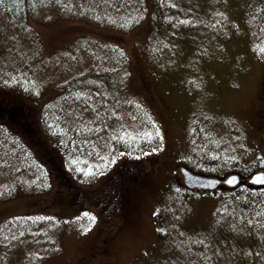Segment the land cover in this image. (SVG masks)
Returning a JSON list of instances; mask_svg holds the SVG:
<instances>
[{
  "label": "rangeland",
  "instance_id": "rangeland-1",
  "mask_svg": "<svg viewBox=\"0 0 264 264\" xmlns=\"http://www.w3.org/2000/svg\"><path fill=\"white\" fill-rule=\"evenodd\" d=\"M164 1L166 24L151 13L128 30L111 26L109 15L89 18L56 6L30 15L31 35L0 18V78L18 77L34 88V95L7 96L29 107L41 126L52 111L65 131L81 134L72 156L51 144L61 150L63 170L84 188L98 174L150 155L210 175L242 164H250L243 175L264 172V118H254L264 94L263 1ZM143 5L129 10V19L147 14ZM67 80L83 92L59 93ZM150 87L167 111L163 140L145 95ZM0 130V264H264V192L244 206L243 195L191 192L167 181L147 191L106 253L92 206L56 189L54 169L28 140L21 146Z\"/></svg>",
  "mask_w": 264,
  "mask_h": 264
},
{
  "label": "trees",
  "instance_id": "trees-1",
  "mask_svg": "<svg viewBox=\"0 0 264 264\" xmlns=\"http://www.w3.org/2000/svg\"><path fill=\"white\" fill-rule=\"evenodd\" d=\"M264 3V0H262ZM144 3L143 8H147V14L145 13L143 17H138L137 15L129 19L127 16V13H129V10L133 9L135 6H137L139 3ZM51 6H56L62 9L63 11L65 9H78V12L88 14L89 18H92L94 16V13H103L106 14L105 17L111 16L110 21L108 22L111 26H114V24L119 25V29L128 30L130 28H135L136 26H139L143 22L149 21V16L151 13L157 16V19L160 21L161 24H166L165 19V12L162 9V7H166V2L164 0H83L79 2V0H0V18H3V15H6L7 18L14 20L17 23H20L21 29L23 30V33L27 35H31V31L27 30L26 26V20L30 17V15H36L38 10L45 9ZM66 11V10H65ZM262 11H264L262 9ZM72 13V12H71ZM5 17V16H4ZM99 18V17H98ZM9 20V21H11ZM214 21L213 19H208L210 22ZM264 20V19H263ZM260 22V21H259ZM257 22V24L260 25V23ZM184 25L181 26V28ZM38 50V49H36ZM32 51L33 53L32 58L34 60H37L39 62L41 57V53L39 51ZM36 51V52H35ZM37 55V57L35 56ZM119 58L122 60L124 57L119 52ZM54 61L52 59H48L47 62ZM29 66V65H27ZM46 66V64H45ZM2 72V71H1ZM0 72V73H1ZM80 83H77L73 81V83L69 80H67L62 87H59V93H64V95L68 94V97L71 95H75L76 90L83 92L80 88ZM34 88L31 87L30 84H27L24 82V80H21V78L15 77L12 78L11 76L0 78V118L4 119L5 123L0 125L9 135H14L13 138L17 140V143H20V145H24L23 142H26L24 139L28 140L30 145L36 147L41 155L42 162L49 163L54 169L55 178H56V185L58 190L63 189L65 194L70 196V199L72 202L77 204H89L92 206H95L91 201L82 199L86 198V194H83L84 197H81L80 195H77L78 190L75 189V184L72 182L73 180L65 173L66 171L63 170V159L62 154L66 155H73L76 154L75 149L73 145L78 141L81 140V134L76 133L74 131L66 130L65 124L62 123L61 115L56 116L55 114L51 113L52 111H49L48 115L45 116V119L43 120L44 124L41 126L40 123H38L37 115L35 113H32L30 111L31 109L25 105H17L15 102H13L11 97L7 96L9 92L15 93L19 96L20 93H27L29 95H34ZM58 91V89H57ZM3 93V94H2ZM74 100L77 99V97H72ZM17 101H22V99H14ZM82 100V98H80ZM27 107L28 109L26 112H24L23 107ZM255 113V119L258 122H261L264 117V94H262L258 98L257 107L256 110H254ZM61 114V113H60ZM41 126V128H40ZM55 127L60 131V133L55 134ZM13 128H17L21 134L17 136L19 133H14ZM3 130H0V151L3 148ZM79 137V138H78ZM55 140L57 144L59 145V148H62L61 150H57L58 147L55 146L57 149H55L52 146L51 140ZM61 151V152H60ZM65 151V152H63ZM41 159V158H40ZM38 162V161H37ZM41 162V161H40ZM41 162V163H42ZM243 164L240 165V171H243ZM236 171V170H234ZM42 180V178H40ZM76 192V193H75ZM247 192V193H246ZM264 192L261 191L260 188L257 187H251L247 188L246 186H237L234 189H231L230 191L225 192L227 197H242L240 195H243L246 197L245 200H241L242 204L244 206L252 205L256 201L254 200L255 193ZM59 193V192H58ZM132 198L138 199L136 194H133L131 196ZM227 201V199H226ZM131 218V217H130ZM128 217L123 216H117L115 219L114 216L110 215L105 221L109 223L116 222L115 224H110L109 229L110 231L107 233H99L100 240L106 241L108 239V236H111V238L114 236V233L119 231V229L125 225L130 223L132 219ZM106 239V240H105Z\"/></svg>",
  "mask_w": 264,
  "mask_h": 264
},
{
  "label": "flooded vegetation",
  "instance_id": "flooded-vegetation-1",
  "mask_svg": "<svg viewBox=\"0 0 264 264\" xmlns=\"http://www.w3.org/2000/svg\"><path fill=\"white\" fill-rule=\"evenodd\" d=\"M151 104L156 115L161 118L163 131H166L163 124L166 122L167 115L162 102L158 98L154 100V103L151 102ZM154 105L160 106L159 112ZM168 161L166 159H160L159 157L157 158L156 156L147 157L146 160L136 159V161H125L115 172L95 181L92 187H88L89 189H81L82 192L86 191V195L89 194L84 199H90L91 203L99 206L96 209L101 215L108 214L109 217L110 214L115 219L117 216L131 217L130 219H132L137 213L140 203L144 201V195L147 194L148 190L160 189L170 180H173L174 183L183 184V178L180 173L181 165L176 163L172 166L173 164L169 161L170 164L165 167L164 163ZM81 191L77 192V195L82 197L83 193ZM191 191L203 190L191 189ZM106 192L109 195L105 200ZM133 194H136L138 199L132 198L131 196ZM103 222L101 227L102 233L109 232L110 224L116 223L111 222L107 224L105 220ZM112 241L111 236H108L106 241L100 240L103 243V252L109 253Z\"/></svg>",
  "mask_w": 264,
  "mask_h": 264
},
{
  "label": "water",
  "instance_id": "water-1",
  "mask_svg": "<svg viewBox=\"0 0 264 264\" xmlns=\"http://www.w3.org/2000/svg\"><path fill=\"white\" fill-rule=\"evenodd\" d=\"M181 172L184 176V183L186 186L190 188H198V189H205V190H213L222 184L228 187H235L241 182V177L238 174H231L226 179H219L214 177H207L200 174H195L190 170L185 168L181 169ZM257 176L264 177L263 172L254 173L249 182L255 186H264V183H255V178Z\"/></svg>",
  "mask_w": 264,
  "mask_h": 264
},
{
  "label": "snow or ice",
  "instance_id": "snow-or-ice-1",
  "mask_svg": "<svg viewBox=\"0 0 264 264\" xmlns=\"http://www.w3.org/2000/svg\"><path fill=\"white\" fill-rule=\"evenodd\" d=\"M254 182L255 183H264V177L257 176L255 178V181Z\"/></svg>",
  "mask_w": 264,
  "mask_h": 264
}]
</instances>
